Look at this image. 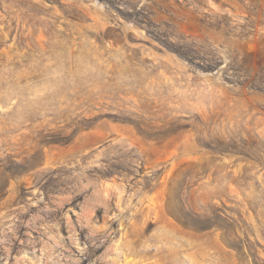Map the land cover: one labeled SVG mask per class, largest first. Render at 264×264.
Here are the masks:
<instances>
[{"label": "rangeland", "instance_id": "rangeland-1", "mask_svg": "<svg viewBox=\"0 0 264 264\" xmlns=\"http://www.w3.org/2000/svg\"><path fill=\"white\" fill-rule=\"evenodd\" d=\"M0 264H264V0H0Z\"/></svg>", "mask_w": 264, "mask_h": 264}]
</instances>
